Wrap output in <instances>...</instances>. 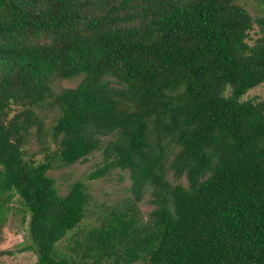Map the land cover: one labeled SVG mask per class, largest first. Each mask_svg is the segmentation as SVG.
I'll return each mask as SVG.
<instances>
[{
    "label": "trees",
    "instance_id": "1",
    "mask_svg": "<svg viewBox=\"0 0 264 264\" xmlns=\"http://www.w3.org/2000/svg\"><path fill=\"white\" fill-rule=\"evenodd\" d=\"M240 1L0 0V229L28 218L33 264H264V102L243 100L264 83V0ZM98 151L87 180L126 171L129 196L69 240L90 195L48 172Z\"/></svg>",
    "mask_w": 264,
    "mask_h": 264
},
{
    "label": "rangeland",
    "instance_id": "2",
    "mask_svg": "<svg viewBox=\"0 0 264 264\" xmlns=\"http://www.w3.org/2000/svg\"><path fill=\"white\" fill-rule=\"evenodd\" d=\"M241 4L245 5L248 11L253 17L262 15L260 10H257L252 5V2L246 4V0H241ZM257 25H254L253 30L250 33L252 39L258 38ZM79 80H60L56 83L57 89L72 88ZM243 100H253L257 102H264V83L260 86L250 90ZM47 114V113H46ZM48 119H46V126L49 127L52 124V119L55 117V113H48ZM107 140V138H105ZM30 154L34 153V157L38 160H43V154L40 152V146L35 140H32L27 146ZM36 153V154H35ZM102 152L98 151L90 156L84 162L75 163L71 166H64L59 161L53 163V168L48 172V175L54 180L57 193L60 196L66 195L70 186L77 181L82 182L87 187V192L90 195L89 203L86 207L85 218L81 225L73 234H70L69 240H75L80 234H84L89 229L98 226L102 219L107 216L110 210L116 206L120 207L124 204V200L129 196V176L128 172L115 170L109 176L93 181L87 180L86 176L91 171L95 170L96 166L102 163ZM168 179L172 183H176L173 180L171 174H168ZM180 183L185 185V179L182 178ZM149 194H146L143 200L138 204L140 215L142 219H146L149 212L154 209L151 204ZM19 208L20 204L10 203L9 207ZM14 211H9L6 217V222L0 229V252H4L0 255V264H33L36 260L35 255L31 251H22L24 245L28 244L27 234V221L24 225L20 224L21 215L17 216L13 214ZM16 214H18L16 212ZM68 244V240H63L59 243L58 248L65 251V246Z\"/></svg>",
    "mask_w": 264,
    "mask_h": 264
}]
</instances>
